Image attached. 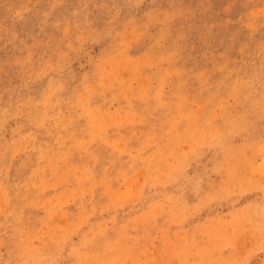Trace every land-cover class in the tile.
Segmentation results:
<instances>
[{
    "label": "rangeland",
    "instance_id": "rangeland-1",
    "mask_svg": "<svg viewBox=\"0 0 264 264\" xmlns=\"http://www.w3.org/2000/svg\"><path fill=\"white\" fill-rule=\"evenodd\" d=\"M0 264H264V0H0Z\"/></svg>",
    "mask_w": 264,
    "mask_h": 264
}]
</instances>
